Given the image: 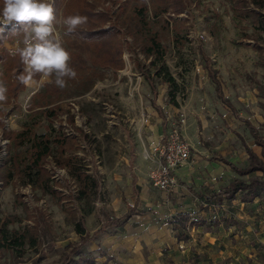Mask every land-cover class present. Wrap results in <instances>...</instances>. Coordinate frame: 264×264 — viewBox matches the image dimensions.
<instances>
[{"label": "rangeland", "instance_id": "374dc122", "mask_svg": "<svg viewBox=\"0 0 264 264\" xmlns=\"http://www.w3.org/2000/svg\"><path fill=\"white\" fill-rule=\"evenodd\" d=\"M112 1L116 5L89 0L92 9L108 8L112 14L120 6L123 14L111 29L123 45L132 42L137 10L144 7L147 28L158 33L164 57L154 62L123 48L118 71L93 66L86 57L88 69L67 80L65 88L55 86L54 76L49 82L39 75L16 98L7 96L0 103V169L9 165L6 159L13 153L29 160L30 144L14 146L9 137L26 126L51 141L63 134L69 140L54 146L44 164L49 189H34L15 174L6 184L0 182V264H122L109 262L114 257L100 239L131 237L133 227L141 226L138 188L155 189L149 181L154 148L171 125H180L193 148L198 188L219 192L234 180L251 184L233 199L225 197L224 220L218 206L224 197L200 195L216 203L203 233L217 232L221 242L212 245L215 255L208 264H264V235H257L264 216L258 208L264 204V160L258 145L264 144V0H178L181 10L172 0ZM56 33L63 38L65 31L58 27ZM16 46L23 47L22 40L5 45L8 50ZM92 48L98 57L113 55L111 40ZM85 51L83 56L91 54ZM62 150L61 159L72 157V164L95 181L94 190L82 196L68 161L57 165ZM220 159L237 169H262L239 176ZM80 219L87 239L98 232L86 245H80L74 230ZM18 238L22 244L11 245ZM146 241L140 238L137 249Z\"/></svg>", "mask_w": 264, "mask_h": 264}, {"label": "trees", "instance_id": "16d2710c", "mask_svg": "<svg viewBox=\"0 0 264 264\" xmlns=\"http://www.w3.org/2000/svg\"><path fill=\"white\" fill-rule=\"evenodd\" d=\"M108 1H110L113 5H116L112 0ZM172 1L175 5L181 7L180 10L183 9V6L178 2V0ZM53 6L57 17L54 26L55 28L60 27L61 29H64L65 32L66 29L60 22L63 18L69 15H82L88 18L87 24L78 29L77 33L72 35L64 34L63 38H61L63 47H65L71 54V60L69 62L70 67H72L78 75L82 74L88 69L89 66L87 59L93 66H109L113 68L114 71L121 70L123 68V60L121 58L123 48H125L130 53L137 54V52H139L145 59L152 58L154 62H159L164 57L165 51L160 43L158 33L155 31L151 32L147 28L144 7H141L137 10V21L134 24L138 26V28L136 30H131L134 32L130 31L129 34L132 37V42L126 41L123 45L122 40L118 37V31L116 29H111L112 25L116 26V24L119 23L120 16L123 14L120 6L118 7V10L115 14H112L113 10L108 8L102 11L92 9L94 5L89 2V0H54ZM0 7H2V0H0ZM178 10L174 12L177 13ZM162 13H165V11H162ZM106 23H109L108 28H104V24ZM0 27H2V25H0ZM260 29L264 32V20L260 21ZM11 32V26L5 28L3 32H0V81H2L7 88L6 95L16 98L18 92L24 90V85L21 84L17 78L21 73H23L24 65L21 62L19 55H13L12 52L5 47V45L11 44L14 39L17 41L23 40V34L21 33L18 36H11ZM102 40L105 42L109 40L112 41V56L102 55L101 57H98L95 52L97 49L94 48L93 50L92 44L95 43L97 45V43ZM133 45H136L139 48V51H136V46L134 47ZM85 49L91 52L89 56H83L86 54ZM93 54L94 57L91 60V56H93ZM86 57L88 58L86 59ZM135 61L138 62L137 57ZM38 76L39 74L35 75L33 78H37ZM146 79H148V77ZM53 115L54 113L50 112L49 116ZM11 135L12 134H10L9 137L12 139V145L14 146L23 145L24 143L30 144L29 160L25 161L24 159H19L18 155L15 153L8 156L6 162H8L9 165L0 169V182L3 181V185L6 184L9 178L13 177L15 174L25 177L26 184L31 185L34 189H49L51 177L44 164L47 162V159L51 157L53 147L59 144L64 145L69 141L68 138H65L64 134L57 135L54 141H51L46 135L37 136L36 134L32 133L31 125L26 126L25 130L20 132L18 136L14 137ZM70 141L75 143L74 140ZM258 145L262 147V158L264 160V144L260 143ZM64 152L65 151L62 150L58 158L59 160H56L57 165L59 167L65 166L63 163L68 161L66 166H69L72 168V170H74V178L76 179L75 181L79 183L80 187H82V196L85 195V193L88 194L90 191L94 190L96 187L95 181L87 174L82 172L79 167L72 164V157L61 159L64 155ZM250 155L254 163L258 162L253 154ZM220 161L223 164L232 167L229 162L223 159H220ZM256 166L257 165H252L246 169H237L232 167V169L239 176H245L254 171L262 169ZM250 185L251 184H245L241 180H234L213 197H226L233 199L238 191L244 190ZM171 224L176 230H185L188 227L202 226L204 225V222L201 220H190L188 215L179 214L171 219ZM74 230L81 238L80 245H86L90 243L98 233L95 232L90 239H87L85 235L86 232L82 227L81 219L79 222H77V224L74 225ZM11 243V245H21L22 240L21 238L14 239Z\"/></svg>", "mask_w": 264, "mask_h": 264}, {"label": "crops", "instance_id": "0c3cea01", "mask_svg": "<svg viewBox=\"0 0 264 264\" xmlns=\"http://www.w3.org/2000/svg\"><path fill=\"white\" fill-rule=\"evenodd\" d=\"M165 133L166 131L159 137V143ZM190 147L189 162L176 171V187L167 191H159L148 187L138 188L139 207L137 209H140L142 213L138 215L137 219L142 224L139 228L133 227L130 232L133 236L120 238L111 234L102 236L100 241L106 249L107 255L109 253L114 257L109 262H122V264H200L199 260H202V262L205 261L208 264L214 259L215 253L212 245L219 247L221 242L216 239L217 232L203 233L204 230L202 229L206 224L208 226L206 218L215 211L216 203L213 199L210 202L203 196L211 198L218 191L198 188L197 181L201 180L196 177L195 171H192L195 163V154L191 145ZM146 156L147 161L152 162V157L145 150L144 157ZM212 179H214L213 176H210L209 181H212ZM226 186L221 188L224 189ZM225 201H227L225 197L218 201V206L222 208L220 209L222 220H224L225 214L228 212L225 205H223ZM235 201L237 200L235 199L233 202ZM258 208L261 212H264L263 203H259ZM179 214L188 215L190 220H201L204 225L188 227L185 230H176L171 224V219ZM260 220L262 225L260 232L257 234L258 238L260 234L264 235V216ZM218 222H221V220ZM179 231L182 233L181 236ZM140 234L142 236H139ZM143 236L147 237L148 241H146L143 249L139 245L137 249V241ZM130 239L132 242L127 244ZM261 239L263 238L261 237ZM224 242L225 240L223 239V245ZM122 245L124 246L123 248L116 249L117 246L122 247ZM133 248L138 252H135ZM216 250L221 252V249L217 248ZM222 250L226 251L224 247Z\"/></svg>", "mask_w": 264, "mask_h": 264}, {"label": "clouds", "instance_id": "9594fccd", "mask_svg": "<svg viewBox=\"0 0 264 264\" xmlns=\"http://www.w3.org/2000/svg\"><path fill=\"white\" fill-rule=\"evenodd\" d=\"M54 0H2L0 7V32L12 27L11 36L23 34V47L11 49L13 55H19L24 65L23 73L17 78L21 84L29 85L33 77L39 74L49 80L54 76L56 87L63 89L67 80L75 79L76 71L70 67L71 54L63 47L56 33L57 20ZM66 35L77 33L88 22L82 15H69L61 21ZM7 88L0 82V103L7 100Z\"/></svg>", "mask_w": 264, "mask_h": 264}, {"label": "built area", "instance_id": "2783aa9c", "mask_svg": "<svg viewBox=\"0 0 264 264\" xmlns=\"http://www.w3.org/2000/svg\"><path fill=\"white\" fill-rule=\"evenodd\" d=\"M154 151L155 169L149 176L151 186L162 191L176 187V171L189 162L191 152L180 125H171Z\"/></svg>", "mask_w": 264, "mask_h": 264}]
</instances>
